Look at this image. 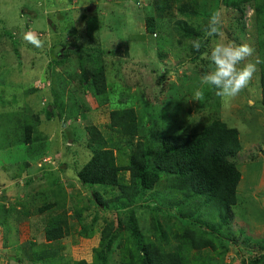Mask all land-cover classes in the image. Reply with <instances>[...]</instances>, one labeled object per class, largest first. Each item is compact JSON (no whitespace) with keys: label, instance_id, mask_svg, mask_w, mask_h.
I'll list each match as a JSON object with an SVG mask.
<instances>
[{"label":"rangeland","instance_id":"obj_1","mask_svg":"<svg viewBox=\"0 0 264 264\" xmlns=\"http://www.w3.org/2000/svg\"><path fill=\"white\" fill-rule=\"evenodd\" d=\"M183 1L196 6L191 23L202 24L199 31L207 25L211 11L221 13L219 35L208 38L199 54L188 47L193 39L183 38L172 28L175 17L186 18L177 10L182 0H0V264L91 260L104 220L115 221L116 213L97 209L89 191L78 182L76 172L91 155L86 127L97 125L122 159L125 155L116 146H124L126 153L129 146L109 127V112L126 107L135 108L139 135L148 142L161 133L194 132L214 117L238 128L242 149L235 160L241 179L238 202L228 222L231 242L225 245L223 257L203 251L220 263L243 260L251 264L250 256L264 250V107L259 86L264 51L257 41L259 37L264 41V33L258 35L256 24L261 16L250 5L241 20L233 9L224 12L214 0ZM151 14L163 17L170 34L165 33V39L146 30L145 19ZM29 30L44 41L43 47L24 41L23 34ZM214 41L246 43L254 49L247 59L261 61L228 111L222 109L221 99L210 86H203V100H194V92L201 88L200 77L209 68L201 55ZM72 42L83 47V55L91 46L94 54L95 47H101L107 103L98 105L90 87L81 84L86 73L80 76V53L68 51L60 63L50 59L52 47L67 43L70 48ZM83 65L85 69L91 66L86 60ZM61 104L64 108L56 107ZM74 107L81 111L67 117L76 111ZM47 110H53L52 117L48 118ZM241 123L245 131H240ZM28 124L34 125L36 140L19 142ZM165 184L162 178L155 190L161 193ZM138 203L148 204L137 207L142 231L154 238L151 225L160 223L168 235L161 244L177 247L173 232L184 221L177 220L175 209L160 199L141 198ZM154 205L160 209L156 211ZM76 206L87 208L82 213L86 222L97 219L90 238L79 233L73 215ZM64 211L72 224L69 233L47 242L43 233L46 218ZM197 213L199 220L208 218L203 205ZM49 245L58 248L57 256L51 262L34 261L32 251Z\"/></svg>","mask_w":264,"mask_h":264},{"label":"trees","instance_id":"obj_2","mask_svg":"<svg viewBox=\"0 0 264 264\" xmlns=\"http://www.w3.org/2000/svg\"><path fill=\"white\" fill-rule=\"evenodd\" d=\"M214 4L221 6L224 12L226 9H233L241 20L246 7L252 6L256 11L255 14L261 16L259 21L258 18L256 20L258 35L264 33V0H214ZM177 10L186 18L175 17L177 19L174 20L172 28L183 38L200 40L202 46L199 52L192 48L191 43L188 46L192 52L199 54L208 38L201 40L204 37V31H199L202 24L191 23L193 15L197 14L196 6L182 0ZM162 21L161 15L147 16L145 25L148 33L158 34L159 39L168 37L169 28ZM240 25L245 27L243 23ZM165 33L168 36H165ZM257 41L264 51L262 48L264 41L260 37ZM65 44L67 43L52 47L50 59L60 63L68 51L80 53L81 55L77 54L79 65L83 70L80 76L86 73V77L80 78L81 84L90 87L98 105L107 103L108 82L100 57L103 52L101 47H95L96 54H94L91 46L83 55L82 46L72 42L68 43V46H71L68 48ZM85 60L91 65L87 69L83 65ZM260 73V103L264 107V63H261ZM56 107L61 109L64 105ZM80 111V109L73 110L67 117L73 114L76 116ZM46 113L48 118L54 114L53 110H47ZM61 115L60 112L59 116ZM137 116L134 107L119 108L109 112V127L118 132L121 141L129 146L127 153L124 152V146H116L119 152L125 155L122 159H119L114 147L109 145L97 125L90 124L86 127L91 155L77 170L76 176L78 182L89 191L90 199L97 209L112 210L116 213V218L115 221L104 220L99 230L98 245L92 248L90 261L82 258L71 263L61 261L60 264H232L220 263L203 250H209L223 257L225 245L231 242L228 239V222L232 218L233 206L238 202L237 186L241 179V171L235 160L242 149L238 128L230 126L220 117H214L194 132L161 133L155 139L150 137L148 142L139 135ZM33 130V124L26 125L23 138L19 142L27 144L35 142L36 138L32 136ZM162 178L166 179L167 184L165 190L158 193L159 190H155L156 184ZM141 198L165 201L175 209L177 220L184 221L173 232V238L179 242L177 247L165 248L161 244L168 235L160 223L151 225L155 231L154 238L142 231L137 220V207H145L148 204L138 203ZM202 205L207 210L208 218L205 221L199 220L198 217L201 215L197 213ZM47 207L48 205L40 207L39 211ZM86 209L85 206H76L73 208V215L80 225L79 233L90 238L95 233L97 219L93 217L86 222L82 218V213ZM158 209L160 208L155 206V210ZM68 216L64 211L46 218L43 233L47 242L58 241L69 233L72 224ZM202 223L205 224V229L202 228ZM221 229L227 232L222 233ZM218 246L222 250H219ZM32 252L34 261L51 262L57 256L58 248L49 245ZM249 259L251 264H264V250L253 257L250 256ZM240 264L245 262L242 260Z\"/></svg>","mask_w":264,"mask_h":264},{"label":"clouds","instance_id":"obj_3","mask_svg":"<svg viewBox=\"0 0 264 264\" xmlns=\"http://www.w3.org/2000/svg\"><path fill=\"white\" fill-rule=\"evenodd\" d=\"M222 24L221 13L213 10L209 14L208 22L203 29L206 38L216 37L220 33ZM23 39L35 48L43 47L44 41L34 31H26ZM192 48L200 51L202 42L193 40ZM254 49L244 43L216 42L202 53L201 58L209 62L208 70L200 77L201 88L194 92V100L204 99L203 86H210L215 90V95L221 99V107L228 111L231 101L234 100L248 86L254 73L259 59L255 62L247 58L253 55ZM240 131L246 130V125H239Z\"/></svg>","mask_w":264,"mask_h":264}]
</instances>
